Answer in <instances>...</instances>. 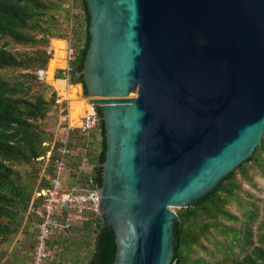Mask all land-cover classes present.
I'll return each instance as SVG.
<instances>
[{
	"label": "water",
	"instance_id": "1",
	"mask_svg": "<svg viewBox=\"0 0 264 264\" xmlns=\"http://www.w3.org/2000/svg\"><path fill=\"white\" fill-rule=\"evenodd\" d=\"M85 2L76 75L104 129L96 188L112 264H171L172 207L196 203L264 135V0Z\"/></svg>",
	"mask_w": 264,
	"mask_h": 264
},
{
	"label": "trees",
	"instance_id": "2",
	"mask_svg": "<svg viewBox=\"0 0 264 264\" xmlns=\"http://www.w3.org/2000/svg\"><path fill=\"white\" fill-rule=\"evenodd\" d=\"M76 3L82 12L80 20L75 27L71 28L73 37L70 39V46L73 52L67 59L68 66L58 68L54 76L68 77L71 83H81L82 94L87 96L82 77H78L76 74L82 69L81 62L85 58L89 43V14L85 0H76ZM47 8L48 5L43 0H0V36L9 37L19 43L42 40L47 44L49 37L64 38L61 33L58 34L49 28L48 19L50 16L46 14ZM71 16L68 15V17ZM29 30H37L41 36L35 38L30 35ZM50 54L48 51L43 57L38 58L37 65L41 67L40 69L45 70ZM22 65L23 63L16 55L0 47V68ZM37 76L39 78L38 72ZM39 79L41 80V78ZM23 86V81L10 83L0 76V241L18 229L20 221L18 220L19 209L17 206L22 209L27 208L31 198L32 182L36 181L37 188L49 186L50 179L55 174L57 160L61 157L58 150L59 143L56 140L41 173L44 156L50 149V142L54 139L60 108L62 109L61 114L67 112L66 101L62 100L61 104L56 101L59 95L53 86H51L52 95L50 99H45L40 95L34 101L22 99L19 92L23 90ZM52 104L54 105L53 111H49ZM51 113L55 116L54 121L45 130L39 122ZM98 116V124L90 129L87 135H83L79 128L74 127L70 130L68 137L70 146L85 148L84 155L90 169L76 173L82 160L78 155L64 157L63 163L68 167V174L73 176L75 180L81 181L92 177L93 183L99 185L101 178L98 174V164L104 160L106 144L103 138L104 129L99 111ZM90 132L98 134L94 151H92L94 146H91L90 141L86 138ZM263 153L264 135L253 154L230 174L223 177L219 185L205 193L196 203L177 209L179 219L174 225L175 249L171 264H264V245L261 242L260 244L252 243L250 227L245 226L243 230L230 226L223 227L222 222L218 221V219L237 220L224 208L228 195L232 194L233 188L238 186L235 171L238 170L242 176H246L248 168L255 166L264 174ZM39 161L42 162L40 167H35V163ZM13 165L32 166L34 174L25 182H21ZM31 204V207L35 206V209L32 210L37 219V230V225L41 221L40 206L42 199L34 198ZM252 216L253 212L244 214L247 221ZM200 221L203 223L201 224ZM211 225L222 228L225 235L229 237L228 242L221 243L219 247L222 257L214 263L203 259H191L194 247L200 245V240L206 236ZM68 235H79L80 238L86 239V247L91 246L88 249L89 256L85 264H112L116 251L114 232L105 222H102L98 214L85 213L79 225H73L54 234L49 242V247L53 253L52 261L62 262L61 254L56 251L55 246L59 239ZM35 243L34 236L33 247ZM238 245H240V251L236 252L233 248ZM63 264H71V262L68 261L67 263L64 260Z\"/></svg>",
	"mask_w": 264,
	"mask_h": 264
},
{
	"label": "rangeland",
	"instance_id": "3",
	"mask_svg": "<svg viewBox=\"0 0 264 264\" xmlns=\"http://www.w3.org/2000/svg\"><path fill=\"white\" fill-rule=\"evenodd\" d=\"M43 1L48 5L46 14L50 16L48 19L49 28L58 34L61 33L70 45V39L73 37L71 28L75 27L76 23L80 20L82 12L76 0ZM68 15L72 16L68 17ZM29 33L35 38L41 36L40 32L37 30H29ZM53 37L56 36L49 37L47 44L42 40L19 43L13 41L9 37L0 36V47L16 55L23 63L22 66L0 68V76L10 83H15L16 81L24 82L23 90L19 92L20 98L34 101V99L40 95L45 99H50L52 95L51 86L55 88L53 85V78L68 79V77L54 76L58 68H66L60 67L62 64L56 66V68L54 67L50 74L45 73L49 68L48 63L51 54L42 78L39 76L41 80L38 76L36 77L38 70L41 68L37 65V60L43 57L46 52H50L49 40ZM78 84L81 86L82 91V84L79 82ZM60 94H63V97H65L64 101H69L70 104L72 102L77 104L74 110L71 111V119H74L73 122H76L77 114L82 109L81 102H77L76 99H74L72 89L70 93H65L61 90ZM84 98H87V96H84ZM53 108L54 105L52 104L49 111H53ZM52 113L47 114L45 119L39 122L40 126L45 130L48 129L54 121L55 116ZM94 133L96 132H90L88 137H86L88 141H90L91 146H94L92 151H94L96 147L95 142L98 137V134ZM41 163V161L36 162L35 167H40ZM13 167L17 170L16 174L21 182H25L34 174V168L32 166L13 165ZM235 178L238 186L233 188L232 194L228 195L224 208L230 215L235 216L237 220L218 219V221L222 222L223 227L230 226L242 230L245 226L250 227L252 233L250 239L252 243L260 244L261 242V244L264 245V174L262 171L255 168V166H252L248 168L246 176H242L240 172L236 170ZM35 184L36 181L32 182L31 198L28 201L27 208L22 209L20 206H17V209H19L18 220L20 221L18 229L4 240L0 241V264H29L37 222L36 216L32 210L35 209V206L31 207L33 193L36 188ZM172 209L177 212L178 208L172 207ZM248 212H253V216L249 221L244 218V214ZM200 223L202 224L203 221H200ZM80 237L79 235H68L63 239H59L55 249L61 254L62 262L60 261L57 263L55 260L53 261L54 264H63L64 260L67 263L70 261L71 264L86 263L89 256L88 249H90L91 246L88 245V247H86V239ZM228 239L229 237L225 235L222 228L211 225L206 236L200 240V245L194 247L191 259H203L212 263L218 261L222 257L219 247L221 243L228 242ZM233 249L239 252L240 245L235 246Z\"/></svg>",
	"mask_w": 264,
	"mask_h": 264
},
{
	"label": "built area",
	"instance_id": "4",
	"mask_svg": "<svg viewBox=\"0 0 264 264\" xmlns=\"http://www.w3.org/2000/svg\"><path fill=\"white\" fill-rule=\"evenodd\" d=\"M72 52L73 49L68 44L67 59ZM56 101L60 104L62 102L60 97ZM85 104L80 117L74 123H70L68 120V106L65 114H61L62 109L60 108L54 139L50 142V149L44 156L41 173L46 166L56 140L59 143L58 150L61 157L57 160L55 174L50 179V185L44 188L36 187L33 193L32 200L41 198L42 204L40 206L41 221L37 225L36 243L33 247L29 264H54L52 261L53 253L49 247V242L54 237V234L64 231L73 225H79L85 213L92 212L99 215L98 192L96 183H93V178L89 177L88 179L77 181L68 174V167L63 163L64 157L78 155L82 160L76 173L90 169V165L84 155L85 148L72 147L69 145L68 140L72 128H79L83 135H87L90 129L98 124V112L92 104L87 102V98Z\"/></svg>",
	"mask_w": 264,
	"mask_h": 264
},
{
	"label": "crops",
	"instance_id": "5",
	"mask_svg": "<svg viewBox=\"0 0 264 264\" xmlns=\"http://www.w3.org/2000/svg\"><path fill=\"white\" fill-rule=\"evenodd\" d=\"M49 50L51 53V58L49 59V67L52 66L53 68L60 64H62L60 67H67V47H68V41L64 38H58V37H53L50 38L49 40ZM64 61V64H63ZM54 80H61L62 83L55 84ZM69 79L67 78H53V85L55 86V88L57 89L58 95L60 97L61 100H65V97H63V94H60L61 90L64 91L65 93H70L71 89H72V93H76V95L74 96V99H76L77 102H81V111L77 114V120L81 115L82 110L85 107V101L86 98H84L82 91H81V86H79L78 83H71L70 81H68ZM59 87V88H58ZM67 102V106H68V120L70 123H74L73 120L71 119V111L74 110V107H76V103L72 102L70 104L69 101Z\"/></svg>",
	"mask_w": 264,
	"mask_h": 264
},
{
	"label": "bare ground",
	"instance_id": "6",
	"mask_svg": "<svg viewBox=\"0 0 264 264\" xmlns=\"http://www.w3.org/2000/svg\"><path fill=\"white\" fill-rule=\"evenodd\" d=\"M53 69V67L52 66H50L46 71H45V73L46 74H50V72H52L51 70ZM47 76V75H46ZM54 83L55 84H60V83H62V81L61 80H54ZM74 96L76 95V93H72Z\"/></svg>",
	"mask_w": 264,
	"mask_h": 264
}]
</instances>
